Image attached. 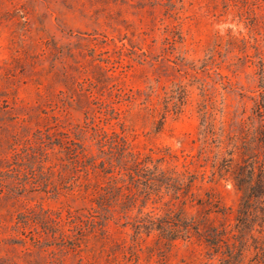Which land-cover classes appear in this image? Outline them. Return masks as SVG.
Segmentation results:
<instances>
[{
	"label": "rangeland",
	"instance_id": "374dc122",
	"mask_svg": "<svg viewBox=\"0 0 264 264\" xmlns=\"http://www.w3.org/2000/svg\"><path fill=\"white\" fill-rule=\"evenodd\" d=\"M172 1L0 0V264H264L260 204L242 225L234 178L264 96V0ZM86 123L171 179L144 209L170 234L112 221L62 245L18 223L43 208L70 235L67 212L91 211L80 185L56 197L12 184L27 139Z\"/></svg>",
	"mask_w": 264,
	"mask_h": 264
},
{
	"label": "trees",
	"instance_id": "16d2710c",
	"mask_svg": "<svg viewBox=\"0 0 264 264\" xmlns=\"http://www.w3.org/2000/svg\"><path fill=\"white\" fill-rule=\"evenodd\" d=\"M120 96L124 99L125 94ZM132 98L130 96L129 101ZM251 98L254 100L255 135L242 141L245 159L234 175L236 185L244 191L238 220L245 227L251 199L259 202L264 224V96ZM237 122L241 124L243 120ZM23 148V153L19 150L15 153L17 161L23 164L18 165L19 174L12 178L13 188L42 190L57 197L71 186L80 185L89 191L92 207L87 214L67 212L65 222L70 224V235L62 226L61 215L52 216L43 208L39 209V214L19 213V224L33 221L53 227L51 235L62 245L68 237L77 238L84 232L106 236L112 221L130 226L134 234L149 235L153 230L170 234L174 222L144 209L150 194L159 192L157 185H172L171 179L152 163L151 157L142 156L117 133L86 123L76 125L69 132L48 133L45 139L41 132L35 133Z\"/></svg>",
	"mask_w": 264,
	"mask_h": 264
}]
</instances>
